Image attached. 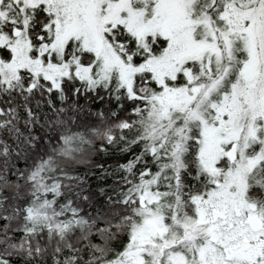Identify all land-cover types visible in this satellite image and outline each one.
Wrapping results in <instances>:
<instances>
[{
	"label": "snow or ice",
	"instance_id": "obj_1",
	"mask_svg": "<svg viewBox=\"0 0 264 264\" xmlns=\"http://www.w3.org/2000/svg\"><path fill=\"white\" fill-rule=\"evenodd\" d=\"M0 264H264V0H0Z\"/></svg>",
	"mask_w": 264,
	"mask_h": 264
}]
</instances>
